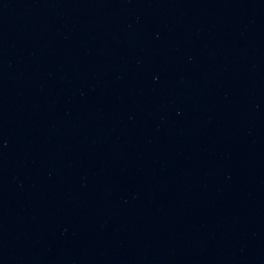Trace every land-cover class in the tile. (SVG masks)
Instances as JSON below:
<instances>
[{
  "label": "water",
  "instance_id": "95a60500",
  "mask_svg": "<svg viewBox=\"0 0 264 264\" xmlns=\"http://www.w3.org/2000/svg\"><path fill=\"white\" fill-rule=\"evenodd\" d=\"M0 264H264V0H0Z\"/></svg>",
  "mask_w": 264,
  "mask_h": 264
}]
</instances>
